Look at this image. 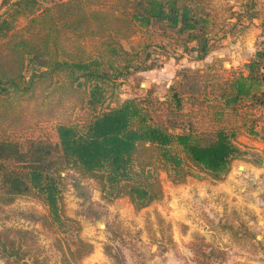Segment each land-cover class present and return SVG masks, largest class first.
<instances>
[{
	"label": "trees",
	"instance_id": "16d2710c",
	"mask_svg": "<svg viewBox=\"0 0 264 264\" xmlns=\"http://www.w3.org/2000/svg\"><path fill=\"white\" fill-rule=\"evenodd\" d=\"M19 2L30 5L29 13L34 14L37 0ZM217 22L213 0H56L30 16L29 24L37 23L38 29L29 38L8 37L12 26L0 21L8 25L0 26V204L34 196L54 221L61 222L59 180L45 164L54 150L81 174L94 177L103 198L127 197L135 210L162 198L161 173L172 183L188 177L224 179L247 149L235 131L216 129L212 141L200 143L185 126L174 127V112L184 115V96L175 91L164 99L160 114L139 97H113L118 80L142 64L140 55H149L148 46L157 39L205 58ZM26 62L37 67L27 76ZM246 70L221 87L215 101L221 108L252 110L264 105V90L258 92L264 83V40ZM78 91L88 93L85 103L93 111L83 123L58 118L55 143L30 139L21 150L8 140V131L59 117V96ZM247 134L264 142V121L259 129L249 127ZM21 232L18 247L0 233V253L11 264H39L25 259ZM201 238L191 242L198 264L224 259L223 251ZM72 245L67 247L71 256L93 250L80 238Z\"/></svg>",
	"mask_w": 264,
	"mask_h": 264
},
{
	"label": "rangeland",
	"instance_id": "374dc122",
	"mask_svg": "<svg viewBox=\"0 0 264 264\" xmlns=\"http://www.w3.org/2000/svg\"><path fill=\"white\" fill-rule=\"evenodd\" d=\"M19 1L22 0H0V21L7 20L12 26L8 37L29 38L38 29L37 23L29 24L30 16L56 0H37L34 14L29 13L30 5ZM213 3L218 22L210 36L212 49L205 58L198 59L197 52H184L175 43L159 44L157 39L148 46L149 55H140L139 59L144 58L142 64L118 80L120 85L113 96L120 100L139 97L150 101L151 111L160 114L164 99L175 91L185 97L184 115L174 112L170 123L174 127L185 126L200 143L212 141L219 128L235 131L239 138L252 125L258 126L252 110L221 108L215 101L228 79L246 74V63L262 45L264 0H213ZM251 14L253 17H248ZM252 26L255 33L250 32ZM130 44L127 41L126 45ZM26 63L23 72L27 76L37 67ZM263 90L264 83L258 92ZM87 96L82 91L71 95L63 92L57 106L62 109L59 117L8 131V140L17 143L21 150L27 148L30 139L55 143L54 125L58 118L83 123L89 117L93 108L85 103ZM209 105L214 106L208 108ZM245 151L220 181L188 177L183 183H172L161 173L162 198L135 210L127 197L111 201L103 198L94 177L81 174L54 150L45 164L59 180L61 222L53 220L40 199L17 196L8 204H0V233L18 247L23 231L25 259L29 262L37 259L39 264H198L199 256L191 247L196 236L223 251L224 259L210 264H264V245L248 242L256 233L248 229L254 216L247 210L253 206L246 204L249 200V204L252 201L264 208V151ZM253 168L260 169L261 180L253 182L250 178ZM202 180L224 183L242 198L239 202L236 196L231 200L219 198L210 204L204 198L205 191L200 192L197 186ZM252 196L254 199L250 201ZM76 238L91 243L92 252L83 257L71 256L67 247L74 248ZM10 260L0 253V264H11Z\"/></svg>",
	"mask_w": 264,
	"mask_h": 264
},
{
	"label": "crops",
	"instance_id": "0c3cea01",
	"mask_svg": "<svg viewBox=\"0 0 264 264\" xmlns=\"http://www.w3.org/2000/svg\"><path fill=\"white\" fill-rule=\"evenodd\" d=\"M250 32L255 33L256 30L254 28V26H252V28L250 29ZM252 111L254 112L255 115H253L254 117L258 118V126H256L259 128L260 125H263V121H264V105L263 106H256L255 108L252 109ZM237 141L242 144V145H246L247 149L252 150V151H257V152H263L264 151V142L260 141L257 138H252L250 135L248 134H244L242 136H240L239 138L237 137ZM261 173H260V169L259 168H253V173L251 175V179L253 180V182L259 181L261 180ZM264 179V178H263ZM203 182L198 183L197 186L200 188V192L203 193V190L205 191V199L210 200V204L213 203V201L218 200L219 198L223 199H233V196L237 197V202H239L242 198L241 194H237L235 192H233L230 188H227L224 183L221 182H217L216 184L210 183L209 180H202ZM229 180L226 181V183ZM189 183V182H188ZM250 199V198H249ZM254 196H252V198L250 199L253 200ZM249 201V200H248ZM247 201V206H253L251 209H247L250 210V212L248 211V214H251L254 216V218L249 219L250 221V225H248V229L254 231L256 233V237L252 238L250 241L248 240V242L254 243L256 245H264V208L263 207H259L258 205H255L252 201L250 202L251 204H249ZM207 204V203H206ZM237 208H239V203H237ZM263 208V209H262ZM243 214V213H241ZM249 222V221H248ZM205 226V225H204ZM257 256V255H255ZM259 256V255H258ZM260 256H262L260 254ZM262 259H264V257L262 256ZM251 261V260H249ZM255 260H252V262Z\"/></svg>",
	"mask_w": 264,
	"mask_h": 264
}]
</instances>
